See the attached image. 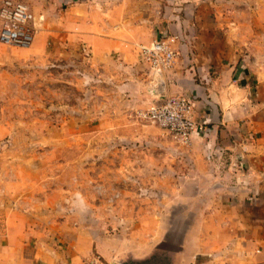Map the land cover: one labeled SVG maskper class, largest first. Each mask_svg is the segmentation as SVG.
<instances>
[{
	"label": "rangeland",
	"instance_id": "374dc122",
	"mask_svg": "<svg viewBox=\"0 0 264 264\" xmlns=\"http://www.w3.org/2000/svg\"><path fill=\"white\" fill-rule=\"evenodd\" d=\"M20 1L33 13L35 33L27 47L0 43V244L23 238L29 247L38 241L54 250L84 232L147 241L151 219L159 222L180 195L176 175L189 167L177 160L197 155L145 117L157 98L124 93L130 76L122 81L118 54L133 48L138 57L141 45L161 36L148 13L166 7L126 0L117 16L110 0L105 23L101 0H89L85 9L93 16L83 24L82 0ZM194 1L171 9L194 23ZM225 1L214 7L222 42L258 32L248 51L264 61V0ZM186 57L180 54L177 64ZM261 64L254 80L264 81ZM157 234L163 241L164 233Z\"/></svg>",
	"mask_w": 264,
	"mask_h": 264
},
{
	"label": "crops",
	"instance_id": "0c3cea01",
	"mask_svg": "<svg viewBox=\"0 0 264 264\" xmlns=\"http://www.w3.org/2000/svg\"><path fill=\"white\" fill-rule=\"evenodd\" d=\"M88 1L79 4L83 24L91 23L93 16L85 9ZM125 1L112 2L117 16ZM152 1L166 7L148 13L157 32L177 35V58L187 57L183 64H177L176 58L156 76L150 68L148 74L141 73L143 65H148L139 64L135 49L122 47L117 68L122 81L130 76L124 93H144L149 99L175 94L191 97L193 116L208 124L207 131L193 134L184 147L197 157L177 160L189 167L176 175L175 181L182 183L179 197L167 203L159 222L151 219L147 241L84 232L53 250L44 249L38 241L29 247L25 239L11 237L0 244V264H83L94 253L107 264H264V81L254 80L253 75L264 61L248 51L256 46L258 32H236L239 40L228 35L222 42L221 20L214 8L219 0L194 1L190 15L194 23L171 9L179 0ZM109 2L101 0V22L109 23ZM231 18L227 22L235 20ZM187 23L193 26L188 29ZM261 34L263 40L264 30ZM253 83L259 90L255 100ZM172 177L165 174L166 180ZM157 231L164 233L163 241Z\"/></svg>",
	"mask_w": 264,
	"mask_h": 264
},
{
	"label": "built area",
	"instance_id": "2783aa9c",
	"mask_svg": "<svg viewBox=\"0 0 264 264\" xmlns=\"http://www.w3.org/2000/svg\"><path fill=\"white\" fill-rule=\"evenodd\" d=\"M35 33L34 16L30 8L20 0H2L0 4V43L27 47ZM177 35L155 37L148 45L138 48L141 62L150 69L164 70L175 62ZM145 117L165 130L172 138L187 144L193 134L207 131L208 124L193 116L191 97L185 95L160 96L145 111ZM83 264H103L91 256Z\"/></svg>",
	"mask_w": 264,
	"mask_h": 264
},
{
	"label": "bare ground",
	"instance_id": "6f19581e",
	"mask_svg": "<svg viewBox=\"0 0 264 264\" xmlns=\"http://www.w3.org/2000/svg\"><path fill=\"white\" fill-rule=\"evenodd\" d=\"M154 75L158 76L160 73L157 70H154Z\"/></svg>",
	"mask_w": 264,
	"mask_h": 264
},
{
	"label": "water",
	"instance_id": "95a60500",
	"mask_svg": "<svg viewBox=\"0 0 264 264\" xmlns=\"http://www.w3.org/2000/svg\"><path fill=\"white\" fill-rule=\"evenodd\" d=\"M159 73H161V71L160 70H157Z\"/></svg>",
	"mask_w": 264,
	"mask_h": 264
}]
</instances>
